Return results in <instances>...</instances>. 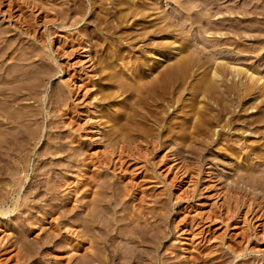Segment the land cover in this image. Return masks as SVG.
Instances as JSON below:
<instances>
[{
	"label": "rangeland",
	"instance_id": "1",
	"mask_svg": "<svg viewBox=\"0 0 264 264\" xmlns=\"http://www.w3.org/2000/svg\"><path fill=\"white\" fill-rule=\"evenodd\" d=\"M59 1H62L61 2L62 4L64 1L63 6H65L66 8L68 7V5L69 6L72 5V7L75 8L74 11H69V14L66 16L67 20L65 19V22L67 23V25H69L66 28H62L60 26L53 24L54 20L56 19L55 18L56 17V11L53 9L51 10V7L47 6L46 2H45L46 5L40 4L41 7L43 5L46 6V7L43 6L41 9L39 5L31 4L27 0H21V1L20 0L19 1H17V0H12V1L11 0H0V8H3V10H7V9L11 10V15H8V16L2 15L0 13V31H1V29H2V31H5L6 36L8 37L9 40L13 39V38L19 39L21 42L20 45L25 44V46H29V45H31L32 42H34V43H36V45H38L37 47H39V49L41 51L43 50L44 54H47L45 61L52 68L51 69L52 76L46 80L45 86L42 87V89L40 90V92H41L40 95H43V94L46 96L51 95V93L54 92L57 88H59L61 86V84L63 83V81L67 80L70 75H73L75 77V79H78L81 85L84 82H86V83L88 82L90 84L93 81V79L95 81H98V82L103 80V82H101L103 84H110L111 81H109L108 78H106L107 80H105L104 78L101 79L100 77L104 76L106 72L108 73L110 71L111 72L114 71V68H111V70H110L109 66H110V63H112V61L116 58V56H118L117 54H121L122 58L124 59L123 60L124 62L122 63V65H124V66L116 65V68H115V69L120 68V73H124L125 76H128L130 78H131V76H132V78H134L136 75L141 76L140 74H142V76L146 75L144 77L143 81H147L148 85L150 83V85L152 87H154V88H152L149 85L150 87L148 89H149V91H151L149 93H148V91L142 90V92L144 91L145 93L141 92V94H143V96H146V97L142 98V95H140V96L138 95L139 93H137V95L132 93L133 94L132 95L129 91H125V92H123V94H121L119 97H117L116 101H114L112 103L118 104L119 101L123 102V100H126L127 101L126 104L127 105L129 104L128 107L135 104L136 109H135V111L134 110H132V111L134 113L137 111V113L135 115H133L134 113L131 110H130V113L132 112V115L134 116L135 120L137 119L136 120V127H139V128L142 127L141 129L138 128L139 130H142V131L141 132L138 131V133L140 132L139 133L140 136L135 131L136 133L133 135V138H135L137 136L139 137V138L137 137L135 139H136V142L139 141L137 144L140 143L139 145L142 144L144 146L143 147L141 145L143 147L141 154L143 155V152H144V155L148 156V158H150V160L152 159L151 161H153V162L156 161V163L159 166L158 171H159L160 175H158V176H161V177H160V179H158L159 178L158 177L157 178L158 180L156 178H154L155 180L151 179L153 181H150V180H146L145 178L141 177L142 178L141 179L140 177H138V180H139L138 181L137 179H133L134 175L131 176L130 173H129L127 179H129V176H131L130 180L132 179L134 183H136V181H134V180H137L140 184L141 189L142 190L144 189V191H145V187H146L147 191L145 193H147L149 191L148 195L146 194V196L149 197V196L153 195V197H154L153 199H155L156 201L162 200L161 203L164 201L163 200L164 198L166 199V201H165L166 204L165 203L163 205L161 204V207L158 206V208L162 209L163 213H167L166 214L167 218L165 219L166 221L164 220V221H162L163 223L161 222V224L163 225L161 227H162L163 232L166 233V237L162 240L163 242L160 245V248L158 251L159 252L158 254L162 258V260L160 262L163 261L160 264H183L186 260L190 261V262L193 260H196V261H198L197 264H207L205 259L208 258L209 256H211V258H212V256H215V254H216V256L218 255V259H220L224 255L220 260L230 257L231 254L229 255L228 252H230L231 250L229 249L228 246L235 247V249H237V250H243L246 247L248 249V250L246 249L243 252V254H240L239 256L235 254L236 257H234L231 264H246V263L247 264H264V224H263L264 223V215L262 216L261 220H260V218L259 219L254 218L252 220L253 225L245 223V221L242 219L244 217L243 213L238 215V216L235 215V220H233V222L229 225L225 224V222H219L217 220L215 222H210V221H206V219H205V217L207 216L208 213H214L215 211H217L219 214L220 213L222 214L223 212H225V207H226L225 205H228L229 204L228 202L232 203V200L229 201L230 199H228V197L230 196V191L232 192L234 190H236L235 193L236 192L239 193L240 196L237 193H236V195H238V197H239L238 199L240 201L243 200L242 199L243 193L250 192L248 194L249 197L251 196V198H252L254 195L255 198L253 197V199L254 200L256 199L255 202L259 203V206L264 205V177H263L264 176V172H263L264 171V162H262V161H264V159L261 157L258 158V156H256L257 155L256 151H253L252 150L253 148L251 146L253 144H256L253 141L254 138H255V140L257 139L258 142L262 141L260 138H259L260 140H258V138L255 137V134H252V133H256L257 135L260 136L261 131H262L261 127H262V129L264 128V121H263L264 120V95H262L264 93V88L262 89V91H258L261 93L256 92L253 95H246L240 89L243 87V85L240 84L242 82H240V79H238V77H236L235 79H232V80L231 79L230 80L224 79V81H225L224 84L218 83L220 86L217 84V82H214V84H212L214 81V79L211 76L212 70L214 69V67L212 69V66L216 65V62L221 61V59H222V61H228V59L229 60H231V59L223 56V54H217L218 55L217 57L209 54L210 50H213L214 48H211V46L207 42H205V40L202 38L204 34L201 32V29L198 27V23H192V21H191L192 19L194 20V17H195L194 15H196L195 11H198L197 9H199V8L196 7L194 9L195 11L193 10L190 13V14H192L191 16L189 13L186 12V9H183V8H185V5L187 3L188 4L186 6H188L189 4L191 5L193 2L192 0L191 1L185 0V1H187V3L184 1L183 2L184 5H182V6L180 4H177V3L175 4V1H173V0H155L156 5H157L156 7H158L159 10H158V8H155L154 11L156 10L157 12L147 10L146 13H145V9H143V7H145V5H147V4H149V0H66L67 2L65 0H59ZM69 1H70V3H69ZM194 1H196V0H194ZM240 1H242V0H240ZM196 3H197V1H196ZM237 3H239V0ZM10 5H13V6H10ZM139 6L142 9L139 8ZM9 7H12V8H9ZM48 8H50V9H48ZM139 10H140V12H139ZM142 10L145 14H143ZM149 11L151 13L153 12L151 14V17H150V15H148ZM202 11L206 12V9L205 10L202 9ZM126 13H127V15H126ZM138 13H140V14H138ZM156 14H159V16H161V17H159L158 15L156 16ZM186 14H188V15L186 16ZM68 16H70V17H68ZM181 16L187 17L185 22L182 21V19L179 20V18H181ZM156 17H157V19H156ZM163 17H166V19H164ZM196 17H197V15H196ZM196 17H195V19H196ZM161 18H163V19H161ZM212 18L214 19L215 16L214 17L212 16L211 19ZM76 19L79 21V23L73 26L72 22L75 23ZM163 20H164V22H163ZM28 21L30 22V24L28 23ZM153 21L155 23L157 21H159V22L154 25ZM180 21L183 22V26L182 27L180 26V28H179ZM160 22H161L162 27L160 26ZM68 23H71V25ZM172 23H174V24H172ZM181 24L182 23H180V25ZM31 25H34L35 28ZM168 26H169V28H167ZM23 27L24 28H27V27L31 28L32 27L31 28L32 32L31 31L29 32L30 34L31 33L32 34L28 36L25 33H22L21 30H23L22 29ZM183 27H184V29H183ZM33 28H34V30H33ZM161 28H163V29H161ZM173 29L174 30L176 29V30L174 31ZM33 31H35V32H33ZM48 32L52 33V35L50 37H48ZM170 32L171 33L175 32V33H178L179 35H181V36H179V35L177 36L178 38L179 37L181 38L179 40L181 53L183 55H185L186 53L193 55L194 60H193L192 64L188 65L186 68H183V71H180V69H179V71L174 70L172 75L170 73L171 77L167 78L168 80H165L164 81L165 83H164L161 78H160V80H159V78H156L157 75L154 74L155 71L150 70V69L156 70V73H157V71H159V70L161 71V69H164L165 66H167V64L165 62L169 63V65L174 64V62H176L175 60H177V57H176L177 55L175 54L176 55L175 56L172 52L167 51L168 50L167 48L169 45L165 42V40L163 38L164 36L166 37V35L170 34ZM73 34H75L74 35L75 38L78 37L79 40L80 41L82 40L83 43L86 41H89V44H90L89 45V51H87V52L83 51V49H81L80 46L78 47L77 45H75L76 40H75V38L73 39ZM33 35H34V37L36 35L35 39L31 37ZM183 35L185 36V38ZM206 35H208V34H206ZM187 36H189V37H187ZM160 38H162V39H160ZM182 38H184L185 40ZM199 38L201 40L200 44H199V42H197ZM158 40H159V42H158ZM61 41H63V42H61ZM64 42H65V44L62 45V43H64ZM66 42H67V45H66ZM160 42H162L163 44ZM43 43H46L45 44L46 47H43ZM147 43H149V44H147ZM244 43H247V42H244ZM248 43H250V44L253 43L252 45H257L259 42L255 43V41H253V42H248ZM59 44H60V46H59ZM50 45H52V48H53V50H55V53H52ZM150 46H152V47H150ZM206 46H207V49H206ZM155 47L160 48L161 51H165V52L167 51L168 53L166 52V56H167V59L168 60L170 59V60L165 61V60H161L162 59L161 57L160 58L154 57V58H152V64L150 63V65H146L145 63L148 61L146 59L149 57V54L151 52H153V49H155ZM74 48H75V50H74ZM216 48L218 49L220 47L217 46V47H215V49ZM259 49L257 51H253V53L255 52L254 54L250 50L249 51L246 50L248 52V55H250V56H248L250 58V60L248 57H244L245 59L243 58V61L241 59L240 60L241 62H240L239 59H236L237 57H235V62H232V61H234L233 59L231 60V62L233 64L235 63L236 65L246 66L248 68L251 67V69H250L251 71H254V72L262 75L264 78V47H262V48L260 47ZM223 50H225L224 53H226L227 50L226 49H223ZM241 51L243 53H246V51L244 49ZM242 52H240V53H242ZM55 54H57L58 58H57V60L53 61L51 58H49V55L51 56V55H55ZM122 54H124V55H122ZM87 55H89V56H87ZM125 55H126L128 60L126 59V57H124ZM209 55L214 56V57H210V59H209L208 58ZM236 55H238V54H236ZM251 55H253V56H251ZM97 56L100 57L99 58L100 60L98 59ZM111 59H112V61H111ZM97 60L102 61V63L97 61ZM106 62L108 64H106ZM133 62H134V65H133ZM91 64H93V65H91ZM102 64L105 65V67ZM203 64H205V65L203 66ZM60 66H62L63 68L65 67L64 70L66 72H64V73L61 72ZM150 67H152V68H150ZM201 67H203V68H201ZM98 68L101 70H104L105 72L99 71ZM96 69H98L99 73L97 72ZM255 69H258V70H255ZM101 72L103 75L100 76ZM208 72H209V74H207ZM153 78H154V80H153ZM220 78L222 79V77H220ZM81 81H82V83H81ZM152 81L154 82L153 84H155L156 86H153V84H151ZM208 82L210 83V85ZM235 83H237V84H235ZM229 84L231 85V87L235 86V88L238 86L237 89L235 90V92L232 93L228 89L229 86H226V85H229ZM148 85H147V87H148ZM221 85H222V87H221ZM82 86H80V88H83L84 90L83 89L79 90V88H78L77 90L79 92L77 91V94L75 95V97L73 96V100L75 101V103H80V100L82 101V103L83 102H86V103L90 102L91 104L96 103V101H95L96 99L91 100V98L88 97L89 93L87 92V87L84 88ZM203 86H204V89H203ZM95 88H97V87H95ZM151 89H155L154 92ZM221 89H223V90H221ZM224 89H226V90L224 91ZM227 89L232 94L229 93V91H227ZM84 92H87L88 95ZM129 93L132 96H136V98L135 97L131 98L130 97L131 95ZM78 94L80 97L78 96ZM137 96L139 98H137ZM97 97H99V95ZM133 98H135V99H133ZM141 98H142V100L143 99L144 100L143 101L140 100ZM261 98H263V99H261ZM78 100H79V102H78ZM249 103H250V105H249ZM253 103H255V104H253ZM35 104H37V103H35ZM122 105H125V103L123 102ZM83 106L85 107V109L90 108L89 106H85V103ZM235 106H236V108H235ZM76 107L78 109L81 106H76ZM130 108H134V107H130ZM47 110H50V108H47ZM91 110H92V107H91V109L88 110L87 113L85 112L84 114L83 113L78 114L79 119H80L79 120L80 124H77L76 126L80 127L82 125V128L80 127L81 129H83V126H84V128H86V130H84V129L79 130L81 133L78 132L79 134L77 135V138H78V136L80 137V140H82V144L84 143L83 145L85 147L87 146L86 148L88 149V152L92 153L90 155L93 156V155H95V153H94L95 151L97 154L103 152L102 150L105 151L106 148L103 147V144L107 142L106 140L99 138V136L103 135L102 130L99 132V135L97 134L95 136V132H93L94 130L92 129V127L95 124L94 122H97V121L101 122L102 127L103 126L106 127V125L110 124V123H104V121L102 119L98 120V118L93 119L94 114L93 115L91 114L92 113ZM200 110L201 111L203 110L202 112H205V114H206L205 120H207V121L204 120L205 123H204V121L202 123V130L203 131L201 130L202 132L200 133V135H198V133L195 131L194 133H197V134L193 133L194 134L193 135L190 133L191 136L189 135L188 138H186V140H185L183 137L179 136V134L177 132H175V133H173L172 131H171L172 133L166 132L167 126L169 129H170V126L172 128H174L173 126H175L177 123L182 122L185 119L189 120V119L194 118V116H193L194 114L198 115L199 112L202 113ZM50 111H52V110H50ZM80 115H81V117H80ZM95 115H96V113H95ZM88 116H89V118L91 117L92 119L91 118L89 119ZM54 118L56 119V117H54ZM222 118H223V120H222ZM229 119L231 121L233 120L231 122L232 126H230L233 128L231 129L232 131L230 130V132L228 133V132H226L227 130L220 129L219 126L222 124H226L227 120H229ZM252 119L256 120V124L249 125V122L253 121ZM81 122H82V124H81ZM88 122L89 123L93 122V123H90V127L92 126L91 128L89 127ZM141 122H142V125H141ZM84 124H86V125H84ZM241 124H245L248 127V128L246 127V129H248V131L252 132V133L250 134L247 131L244 133L242 131L241 132H239V131L235 132V130H234L235 126H236V128H240L239 125L242 126ZM87 127H89V128H87ZM256 127H258V128H256ZM172 128H171V130H172ZM214 128L218 130V134H216L215 137H213ZM249 128L251 131L249 130ZM251 128H253V129H251ZM45 129H46V123H45V127H44V132L46 131ZM64 129L65 128L59 129V131H57L56 134L61 135V133H59V132L61 131L64 133V131H65ZM108 129L109 128L107 126L103 130L105 131ZM244 129H245V127H244ZM191 130H194V129L191 127ZM252 130L253 131L255 130V131L253 132ZM259 130H261V131H259ZM226 133H228L229 136ZM102 137H104V135ZM226 137H229V138H227V141L225 140ZM101 139L103 140L102 142H101ZM218 139H219V141H218ZM97 140L99 142H97ZM136 142H134V144ZM75 143L74 144L76 145V148H77V145L79 144V142H75ZM45 144H46V142H45ZM72 145H73V143H72ZM89 145H91V146H89ZM228 145L229 146L231 145V146L229 147ZM45 146L46 145H44V142H43V145L40 144L39 146H37L36 149L33 151L32 156L29 157V160H28V163L30 165V169L28 172L29 176H27L28 178H27L24 190H28L29 186L33 185L35 183L36 179L42 178L45 180V178L47 179L48 176H50L53 172L58 173L57 171H59L58 169L56 171L49 170L48 172H46L45 175L41 174V175H39V177H34V172H33L32 168L35 166L36 163L38 164L39 161L37 162V154L39 153V151L45 150L46 149ZM88 146H89V148H88ZM96 146H97V149H95ZM44 147H45V149H44ZM235 148H238V149L240 148L239 150H241V149L243 150L242 154H244V156H243L244 160L239 156V153L237 151L238 149L236 150ZM228 149H230V150L228 151ZM231 149L232 150L234 149L235 151L232 152ZM91 150H92V152H90ZM165 155H167V156H165ZM58 159H61V158H56V161ZM63 160H61L62 162L61 161H59V163L57 162L58 163L57 165H59V169H60L59 174H61V176H63V180L65 179L64 177H66L67 179L68 178H70V179L68 181L66 179V181L68 182L67 184L69 186H67V184H65L63 187H61V190L59 187L58 188L59 193L56 194V196L54 197L53 200L52 199L49 200L51 205H53L55 203L56 205L54 207H57V208L53 209V207H50L48 199H46L47 195H44L43 192L41 193V195H37V197L36 196L34 197L32 195V197L30 196V198H29V200L32 198V200H30V203L37 202V205L41 204V206H43L46 210L43 208L45 214L42 212L43 215H41V213H40V215L43 216V218L45 215V218L41 222H38L35 225L32 224L31 225L32 227L29 226L28 227L29 229L27 228L28 230H25L28 233L27 240H28V244H29V247L27 248V254H29V252H32L33 250H36L35 253H32L33 256L30 257L27 255L30 259L28 258L29 260L28 259L25 260L26 264L27 263L28 264H65V263L71 264V262L73 264V248H72L73 245L72 244H73V236H75V234H73V232L75 230L74 227H76L75 225H73V213H74V211H76L74 208H76L77 210H80V211L82 208H81V206L78 205L77 202H73L72 199L74 198L75 195L77 196V194H75L74 192L70 194L69 193V187L72 186V188L74 189L76 187L75 183H77L78 178L82 179V177L79 176L80 172H79V170H77L79 167L78 161L75 162V164L72 163L71 165L68 166V165H65L68 163L67 160L66 161L65 160L63 161ZM88 161H89V159H88ZM173 161L174 162L176 161L175 163H179V165H182L183 162L186 165H188L187 167L189 168L190 171L186 172L185 177H183L182 171L178 167L175 168V165H177V164H175ZM63 162H65V164ZM163 162H164V164H163ZM241 162L249 163L252 166L250 168L252 170L249 169L250 172L248 171L249 174H247L246 172L244 174V171L242 169L243 165ZM62 164H64V165L62 166ZM76 165H78V166H76ZM95 166H92V167L94 168ZM92 167L90 169H92ZM160 167H162V168H160ZM95 169H96V167H95ZM109 171L111 173L112 170H109ZM49 172H51V173H49ZM74 172H76V173H74ZM91 173H92V171L90 170L89 174H91ZM187 173H189V174L187 175ZM250 173H252V174H250ZM48 174H50V175H48ZM43 175H44V177H43ZM250 176H252V178ZM75 177H77V178H75ZM178 177L180 179H178ZM89 178L86 180V182L89 181ZM182 178H184V183L181 184L179 182L181 181ZM239 178H240V180H239ZM250 178H251V180H250ZM253 178H255V179H253ZM262 178H263V180H262ZM140 180H142L143 182H141ZM254 180H255V182H254ZM144 182L146 183V186L143 185V184H145ZM4 186L6 187L7 185H4L1 183L0 184V188H1L0 190H3L2 188ZM238 186H240V187H238ZM236 187L239 191L236 189ZM83 188L86 189V186H83V185L78 186V189L80 191L84 190ZM166 189L168 192L171 193L170 197H167ZM228 190H229V192H228ZM240 191H243V192H240ZM216 192H221V193L218 195ZM164 193H166V194H164ZM227 193L229 194V196ZM68 194L72 195L71 196L72 198L68 199L70 197ZM73 194H74V196H73ZM79 197H81V194H79L76 198H79ZM148 197H146V199H148ZM176 197L177 198L179 197V198L176 199ZM180 197H185L184 199H187V198L188 199L185 202L179 203V205L175 204L177 202L176 200H179ZM65 198H67V200ZM43 199L45 200V202ZM46 200H47V202H46ZM68 200H71V201L69 202ZM51 201H53V203ZM240 201H238V202L240 203ZM66 202H67V205H65V207H63V205L66 204ZM238 202H237V205H236V203L230 204V208H234V206H235L234 209L238 210L237 207H238V205H240V204H238ZM251 202H253V201L251 200ZM57 203H59V206ZM259 206L257 208H259ZM178 207H179V209H178ZM50 208H52V209H50ZM63 208L67 209L66 210L67 211L66 216H64V215L60 216L62 214V212H64ZM69 208L74 209V211L69 210ZM244 208L245 207L241 206V209H244ZM32 209L33 208H31V206L29 205V208H27V210H26V214L31 213ZM43 209L40 208L39 210L43 211ZM163 209H164V211H163ZM33 210H35V209H33ZM47 210H48V212H47ZM51 210H52V212H51ZM68 210L71 212H68ZM244 211H245V209L243 210V212ZM252 216H251V218H252ZM14 218L17 219L14 215L13 216L10 215L8 217L7 216H0V240L3 239L4 237H5V239L11 237L10 238L11 242L16 241V239H17V237H16L17 225L15 223L17 220H15ZM238 218H240V219H238ZM199 219H200V221H199ZM1 222H3V223H1ZM63 222L64 223L66 222V223L64 224ZM255 223H256V225H255ZM234 224H235V226H234ZM193 226H195V228H193ZM252 232H254V234H256L258 236H256V235L252 236V234H253ZM235 233H237V234H235ZM246 234L251 235L249 237V239L245 238ZM47 235H49V236H47ZM245 239H248V241H246ZM41 241H48V243L42 245L43 242H41ZM230 242H232V243H230ZM244 242H246V243H244ZM69 243H70L71 247L66 246V244L69 245ZM67 248H69L71 250H70V252H68L66 254ZM17 250L19 251V248L17 246L16 247L12 246L11 251L3 254L1 256V259L3 261H6L7 264H16V261L15 260L13 261V259H11V255L18 253ZM227 250H229V251H227ZM221 253H222V255H221ZM210 254H212V255H210ZM56 255H58V256H56ZM206 255H208V256H206ZM61 256H62V258H61ZM194 256L197 258L195 259ZM69 258H71V259H69ZM232 258H233V256L230 257V259H232ZM7 259H9V260H7ZM67 259H68V261H67ZM226 261H228V260H226ZM226 261L224 262V264H227ZM59 262H61V263H59ZM228 264H229V261H228Z\"/></svg>",
	"mask_w": 264,
	"mask_h": 264
},
{
	"label": "bare ground",
	"instance_id": "2",
	"mask_svg": "<svg viewBox=\"0 0 264 264\" xmlns=\"http://www.w3.org/2000/svg\"><path fill=\"white\" fill-rule=\"evenodd\" d=\"M17 1H19V0H17ZM27 1L31 4L39 5V6H40V4H45V2H46L47 6L51 7V10L53 9L56 11V17H55L56 19L54 20L53 24L60 26L62 28H66L69 26L65 22V19H66V16L69 14V11L75 10V8H73L72 5L71 6L68 5V7L66 8L65 6H63L64 1L62 4L61 3L62 1H59V0H27ZM173 1H175V4L177 3V4H180L182 6V5H184L183 2L185 0H173ZM192 1H193L192 4L191 5L189 4L188 6H186L188 3H187V1H185L187 4L185 3L186 4L185 8H183V7L182 8L186 9V12L189 14L196 7L199 8V9H197L198 11L194 10L196 12L197 17H196V15H194L196 17V19L194 17V20L192 19L191 21H192V23H198V27L201 29V32L204 34L202 38L205 40V42H207L211 46V48H214L213 50H210V53H209L210 55H214L217 57L218 56L217 54H223V56L230 58L231 60L233 59L234 61H232V62H235V57H237L236 59H239V61L241 59L243 61L244 57L250 56V55H248V52L246 50H248V51L250 50L253 53V51H257L260 47L261 48L264 47V0H242V1L239 0V3H237L238 0H196L197 3L194 0H192ZM69 3H70V1H69ZM45 5H43V6H45ZM147 5H145V7H143V9H145V13L147 10L154 11L155 8H158V7H156L157 5H156L155 0H149V4H147ZM10 6H13V5H10ZM42 7L40 6L41 9H42ZM9 8H12V7H9ZM139 8H141V7L139 6ZM48 9H50V8H48ZM202 9L203 10L206 9V12H203ZM158 10H159V8H158ZM139 12H140V10H139ZM142 12H143V10H142ZM0 13L2 15L8 16V15H11V10H9V9L3 10V8H0ZM145 13L143 12V14H145ZM152 13L149 11L148 15H150V17H151ZM138 14H140V13H138ZM126 15H127V13H126ZM157 15L159 16V14H156V16ZM187 15L188 14H186V16ZM191 15L192 14H190V16ZM70 16H68V17H70ZM186 16L185 17L181 16V18H179V20L182 19V21L185 22L186 18H187ZM212 16L213 17L215 16V18L211 19ZM159 17H161V16H159ZM163 18L166 19V17H163ZM163 18H161V19H163ZM156 19H157V17H156ZM158 22L159 21H157L156 23H158ZM161 22H160V26L162 27ZM163 22H164V20H163ZM28 23L30 24L29 21H28ZM78 23H79V21L77 19H76L75 23L72 22L73 26L78 24ZM156 23L154 22V25ZM180 23H182V24L180 25ZM180 23H179V28H180V26L181 27L183 26V22L180 21ZM68 24L71 25V23H68ZM172 24H174V23H172ZM31 26L34 27V25H31ZM31 28L30 27H27V28L23 27L22 28L23 30H21V31H22V33H25L26 35L29 36L32 34V33L31 34L29 33L31 31ZM34 28H33V30H34ZM167 28H169V26ZM161 29H163V28H161ZM183 29H184V27H183ZM35 31H33V32H35ZM171 32H170V34L166 35V37L164 36L163 38H164L165 42L169 45V46L167 45L168 46L167 51L168 52L170 51L174 55L175 54L177 55V56L175 55L177 57V60H175L176 62H174V64H171V65H169V63L165 62L167 64V66H165L164 69H161V71L158 69L159 71H157V73H156V70L150 69L152 67L149 68L150 70L155 71L154 74L157 75V77L156 76L155 77L159 78V80L161 78L163 82L165 80H168L167 78L171 77L174 70L179 71V69H180V71H183V68H186L188 65L192 64V62L194 60L193 55L187 54V53L185 55H183L181 53L180 45H179L180 44L179 40L181 38L177 37L179 35L178 33H175V32L171 33ZM206 34H208V35H206ZM51 35H52V33L48 32V37H50ZM74 35L75 34H73V39L75 38ZM179 36H181V35H179ZM31 37L35 39L36 35H35V37H34V35ZM187 37H189V36H187ZM77 38H75V40H76L75 45H77L78 47L80 46V48L83 49V51H86V52L89 51V45H90L89 41H86L83 43L82 40L80 41L79 38L78 39ZM184 38H185V36H184ZM184 38H182V39H184ZM160 39H162V38H160ZM200 41L201 40L199 38L197 42H199V44H200ZM253 41H255V43L256 42H259V43L257 45H252L253 43L252 44L248 43V42H253ZM61 42H63V41H61ZM158 42H159V40H158ZM244 42H247V43H244ZM20 43H21L20 40L17 38H13V39L9 40L8 37L6 36V32L2 31V29H1V31H0V184L2 183V184L7 185V186L6 187L4 186L5 188L3 187L2 188L3 190H0V216H7L8 217L10 215H12V216L14 215L17 218V219L14 218L15 220H17L15 223L17 225V228H16L17 229L16 230L17 239L15 242L10 241L11 237L10 238L6 237L7 239H5V237H4L3 239L0 240V264H7L6 261H3L1 259V256L5 253H8L9 251H11L12 246H15V247L17 246L19 248V251L17 250L18 253L11 255V259H13V261L15 260L16 264H26L25 260H27L29 258L28 256L31 257V256H33L32 253H35L36 250H33L32 252H29V254H27V248L29 247V244H28V240H27L28 233L25 230H28L29 229L28 227L31 226L32 224L35 225L38 222H41L45 218V215H44V218H43V216H41V215H43L42 212L44 213L45 208L43 206H41V204L37 205V202L30 203V200H32V198L30 200H29V198H30V196L32 197V195L34 197L35 196L37 197V195H41V193L43 192L44 195H47L46 199H48V202H49V200H51V199L53 200L54 197L56 196V194L59 193L58 188L60 187V190H61V187H63L65 184L68 183L67 181L70 178L67 179L66 177H64L65 179L63 180V176H61V174H59V171H60L59 165H57L59 163V161H61L63 159L65 161L67 160V162H68L67 164H65V162H63V163L65 165H68V166L71 165L72 163L75 164V162L78 161L79 167L77 170H79V172H80L79 176L82 177V179L78 178L77 183H75L76 187L74 189L72 188V186L69 187V193L70 194L73 192L75 194H77V196L79 194H81V197H79V198H76L77 196L76 195L74 196V194H73L74 198L72 200H73V202H77L78 205L81 206V208H82L81 211L77 210L76 208H74L76 211H74V209L69 208V210L74 211V213H73V225L76 226V227H74L75 230H74L73 234H75V236H73V244H72L73 245L72 246V248H73V264H160V263H162L163 261L160 262L162 260V258L158 254L159 253L158 251H159L160 245L163 242L162 240L166 237V233H164L162 230L161 226H163V225L161 224V222L167 218L166 217L167 213H163L162 209L158 208V206L161 207V204L163 205L165 203L166 199L163 197L164 201L161 203L162 200L156 201L155 199H153L154 197L150 193L149 194L151 196H149V197L146 196V194L148 195L149 191L147 193H145L147 191L146 187H145V191H144V189L142 190L140 187V184L138 182L139 181L138 177H140V178L142 177V178H145L146 180H150V181H153V180H155L154 178L157 179L158 177H159L158 179H160L161 176H158V175H160L159 171H158L159 166L156 163V161L153 162V161H151L152 159L150 160V158H148V156L144 155V152H143V155L141 154L142 148L144 146L142 144L141 145L143 147L141 145H139L140 143L137 144L139 142V141L136 142V139H135L138 137L137 135H136L137 137L133 138V135L136 132H137V134H139L142 131V130H139L142 127L141 128L136 127V120L137 119L135 120V118L133 116L137 113V111L135 113L132 111V110L135 111V109H136L135 104L133 103L134 105L128 107L129 104L128 105L126 104V102H127L126 100H123L125 105H122L123 102H121V101H119L118 104L112 103V102L116 101L117 97H119L125 91H129L131 94L133 93L136 95H137V93H139L138 95L139 96L142 95V98L146 97V96H143V94H141L142 90L148 91V93L151 92L148 89L151 86L150 83H149V85H150L149 86L147 84V81H143L144 77L146 75L142 76V74H140L141 76L136 75L134 78H132V76L130 78L128 76H125L124 73H120V68L119 67H118L119 69H115V68H116V65L121 66L122 63L124 62L123 61L124 59L122 58L121 54H117L118 56H116V58L113 61L111 59L112 63H110V66H109L110 67L109 69L111 70V68H114V71H112V72L110 71L108 73L106 72L104 76L100 77L101 79L104 78L105 80H107L106 78H108L109 81H111L110 84L101 83V82H103V80L100 81L101 79L99 80L100 82L95 81L93 79V81L89 84L88 82L86 83L81 79L84 82L82 84L83 85L82 86L78 79H75V77L73 75H70L69 78L67 79L68 81L67 80L63 81L61 86L59 88H57L54 92H52L51 95H49V96H46L44 94L40 95V93H41L40 90L42 89V87L45 86L46 80L52 76V72H51L52 68L45 61L47 54H44L43 50L41 51L39 49V47H37L38 45H36V43H34V42H32L31 45H29V46H25V44L20 45ZM160 43H162V42H160ZM45 44L46 43H43V47H46ZM64 44H65V42L62 43V45H64ZM147 44H149V43H147ZM66 45H67V42H66ZM50 46H51L50 48L52 50V53H55V50H53L52 45H50ZM59 46H60V44H59ZM217 46H219L220 48L215 49V47H217ZM150 47H152V46H150ZM75 48H74V50H75ZM206 49H207V46H206ZM223 49L227 50L226 53H224L225 50H223ZM243 49L246 51V53H243L241 51ZM166 52L161 51L160 48L155 47V49H153V52H151L149 54V57L146 59L148 61L145 64L146 65H150V63L152 64V58H154V57L155 58L161 57L162 58L161 60H165V61L168 60L167 56H166ZM240 52H242V53H240ZM124 54H122V55H124ZM236 54H238V55H236ZM210 55L208 56L209 59H210V57H214V56H210ZM87 56H89V55H87ZM251 56H253V55H251ZM124 57H126V55ZM49 58H51L54 61V60H57L58 56H57V54L51 55V56L49 55ZM99 58L100 57H98V59ZM126 59H127V57H126ZM99 60H97V61H99ZM231 60H229V59H228V61H222V59H221V61L217 60L218 62H216V65L212 66V69L214 67V69L212 70V73H211V76L214 79L212 84H214V82H217V84L218 83L224 84V82H225L224 79L225 80L226 79L232 80V79H235L236 77H238V79H240V82H242L240 84L243 85V87L241 86L242 88H240V89L246 95H253L258 91H262V89L264 88L263 76L254 72V71H251L250 70L251 67L248 68L246 66L236 65L235 63L233 64L231 62ZM249 60H250V58H249ZM102 61H99V62L102 63ZM107 62H106V64H108ZM91 65H93V64H91ZM133 65H134V62H133ZM204 65L205 64H203V66ZM103 66L105 67V65H103ZM122 66H124V65H122ZM64 68L62 66H60V71L63 73L66 72L64 70ZM201 68H203V67H201ZM98 69H96L97 72H98ZM255 70H258V69H255ZM99 71L103 72L104 70L99 69ZM102 72H101L100 76L103 75ZM170 73H171V75H170ZM207 74H209V72ZM220 77H222V79ZM153 80H154V78H153ZM82 81H81V83H82ZM153 83L154 82L152 81L151 84H153ZM230 84L226 85V86H229L228 89L233 93V92H235V90L237 89L238 86L236 85L237 87L235 88V86L231 87L232 84L231 85ZM235 84H237V83H235ZM147 85H148V87H147ZM209 85H210V83H209ZM80 86H82L84 88L87 87V92L89 93V95L87 94V92H84V93H86L88 95V97L91 98V100L96 99L95 100L96 103H94V104H91L90 102H87V103L83 102L82 103L81 100H80V103H75V101L73 100V96L75 97V95L77 94L78 88H79V90L83 89V88H80ZM153 86H156V85L153 84ZM95 87H97V88H95ZM221 87H222V85H221ZM152 88H154V87H152ZM203 89H204V86H203ZM228 89H227V91H229ZM151 90H153V92H154L155 89H151ZM221 90H223V89H221ZM225 90L226 89H224V91ZM230 91H229V93H231ZM142 93H145V92L143 91ZM258 93H261V92H258ZM98 95H99V97H97ZM132 95L130 96L131 98L132 97L136 98V96H132ZM262 95H264V93ZM78 96H79V94H78ZM135 98H133V99H135ZM137 98H139V97L137 96ZM142 98L140 100H142ZM261 99H263V98H261ZM78 102H79V100H78ZM35 103H37V104H35ZM84 103H85V106L90 107L89 109H91V107H92V110H91L92 113L91 114L92 115L94 114L93 119L98 118V120L102 119L104 121V123H110V124L106 125V127L108 126L109 129L104 131L103 129L106 127H104V126L102 127L101 122H98V121L94 122L93 121L95 123L93 126L94 128L92 126L91 127L94 130L93 132H95V136L97 134L99 135V132L102 130L103 135L106 139L104 137H102L103 135L99 136V138H102L103 140L107 141L106 143L103 142L104 143L103 147L106 148V150L105 151L102 150L103 152L100 151L101 153H98V154L95 151L94 152L95 155H93V156L90 155L92 153L88 152V149L86 148L87 146L85 147L83 145L84 143L82 144V140H80V137L78 136L79 139L77 138V135L79 133H81L79 130L82 128V125L80 126L81 128L76 126L77 124H80V121H79L80 119H79L78 114H82V113L84 114L85 112L87 113L89 110V109H85V107L83 106ZM253 104H255V103H253ZM249 105H250V103H249ZM76 106H81V107H79L77 109ZM130 107H134V108H130ZM47 108H50V110H52V111L47 110ZM235 108H236V106H235ZM130 110L134 113L133 115H132V112L130 113ZM95 113H96V115H95ZM205 115H206L205 112H202V113L199 112L198 115L194 114L193 115L194 118H192V119L188 120V119L184 118L185 120H183L182 122H179L177 124L175 123L176 125L174 124L175 125V126H173L174 128H172L169 125L170 126V129H169L167 126L166 132H171V131L173 133L177 132L179 134V136L183 137L185 140H186V138H188L189 135L191 136V134H193L195 131L198 133V135H200V133L203 131L202 130V123L206 119ZM54 117H56V119ZM80 117H81V115H80ZM88 118H89V116H88ZM230 119L227 120L226 124L220 125L219 126L220 129L227 130L226 132L229 133L230 130L233 128V127H230V126H232L231 122L233 121V120L231 121ZM222 120H223V118H222ZM205 121H207V120H205ZM205 121H204V123H205ZM93 122H90V123H93ZM45 123H46V129H45L46 131L44 132ZM90 123H89V127H90ZM81 124H82V122H81ZM251 124H256V120L249 122V125H251ZM84 125H86V124H84ZM141 125H142V122H141ZM241 125L242 126L239 125L240 128H236V126H235V129H234L235 132L236 131H239V132L242 131L243 133L246 131L249 132L248 129H246L247 126L245 124H241ZM89 127H87V128H89ZM191 127L194 130H191ZM244 127H245V129H244ZM63 128H65L64 133L60 131L59 133H61V135H57L56 134L57 131H59V129H63ZM171 128H172V130H171ZM256 128H258V127H256ZM83 129L86 130V128H84V126H83ZM83 129H81V130H83ZM251 129H253V128H251ZM249 130H250V128H249ZM261 130H259V131H261L260 136L257 135L256 133H252V132H249V133L255 134V137H257L258 140H260V139L262 140V141L258 142L257 139L255 140V138H254L253 141L256 144H253L251 146L253 148L252 150L256 151V153H257L256 156H258V158L261 157L264 159V146H263L264 145V128L262 129V127H261ZM138 131H140V132L138 133ZM197 133H194V134H197ZM228 133H226V134H228ZM216 134H218V130L214 128L213 137H215ZM139 136H140V134H139ZM228 136H229V134H228ZM227 138H229V137H226V139H225L226 141H227ZM102 139H101V142L103 141ZM218 141H219V139H218ZM43 142H44V145H46L45 146L46 149L44 147L45 150L39 151V153L37 154V162L38 161L39 162H38V164L36 163L37 165L35 164V166L32 168L33 172H34V177H39V175H41V174L45 175L46 172H48L49 170L56 171L58 169L59 171H57L58 173L53 172L51 175L48 174L50 176H48L47 179L45 178V180L42 178L36 179L35 183L33 185L29 186L28 190H24V187H25V184H26V181L28 178L27 176H29L28 175V172L30 169V165L28 163L29 157L32 156V153L36 149L37 146H39L40 144L43 145ZM45 142H46V144H45ZM75 142H79V144H80V145L79 144L77 145V148H76ZM97 142H99V141L97 140ZM134 142H136V143L134 144ZM72 143H73V145H72ZM89 146H91V145H89ZM89 146H88V148H89ZM95 149H97V146ZM235 149L237 150L238 148H235ZM239 149L237 150L239 153V156L244 160V157H243L244 154H242L243 150L242 149L239 150ZM229 150L230 149H228V151ZM234 151L235 150L233 149L232 152H234ZM90 152H92V150ZM165 156H167V155H165ZM56 158H61V159H58L56 161ZM88 159H89V161H88ZM262 162H264V161H262ZM241 163L243 165L242 169L244 171V174H245V172L247 174H249L248 171L252 166L249 163H245V162H241ZM64 164H62V166ZM163 164H164V162H163ZM175 164H177V165H175V168L178 167L182 171L183 177L186 176V172L190 171L189 168L187 167L188 165H186L184 162L182 165H179V163H175ZM78 165H76V166H78ZM92 166H95L96 169H95V167L93 168ZM91 167L93 170L90 169ZM160 168H162V167H160ZM90 170L92 171L91 174H89ZM109 170H112L111 173ZM250 170H252V169H250ZM76 172H74V173H76ZM49 173H51V172H49ZM129 173L131 174V176L134 175L133 179L138 180V181L134 180V181H136V183H134L132 179L130 180L131 176H129V179H127ZM188 174L189 173H187V175ZM250 174H252V173H250ZM44 175H43V177H44ZM250 177L252 178V176H250ZM75 178H77V177H75ZM88 178H89V181L86 182V180ZM251 178H250V180H251ZM255 178H253V179H255ZM66 179H67V181H66ZM151 179H153V180H151ZM178 179H180V178L178 177ZM239 180H240V178H239ZM262 180H263V178H262ZM140 181L143 182L142 180H140ZM254 182H255V180H254ZM179 183H181V184L184 183V178H182ZM79 185L86 186V189L83 188L84 190L80 191L79 189L81 187L78 189ZM143 185L146 186V183ZM67 186H69V185L67 184ZM238 187H240V186H238ZM236 189H237V187H236ZM166 191H167V189H166ZM235 191L236 190H234L232 192L230 191V196L228 193L227 194L229 196L228 199H230L229 201L232 200V203H234V204L236 203V205H237V202L240 200L238 199L239 193L236 192L238 194V195H236ZM228 192H229V190H228ZM240 192H243V191H240ZM216 193L219 195L221 192H216ZM249 193L250 192H245L242 194L243 200L240 201V203L238 202V204H240V205H238V207H237L238 210L236 209L237 211L234 209L235 206H234V208H230V204H232V203L228 202L229 204L225 205L226 206L225 212H223L222 214L221 213L219 214L217 211H215L216 213L215 212L214 213H208L207 212L208 214L205 217L206 221L215 222L217 220L219 222H225V224L229 225L233 222V220H235V215L238 216L242 213L244 216L242 219L247 224L253 225L252 220L254 218L255 219L260 218V220H261L262 216L264 215V205L259 206V203L255 202L256 199L255 200L253 199L254 195L251 198V196L250 197L248 196ZM164 194H166V193H164ZM69 196H68L69 198L67 197L68 199L72 198L71 197L72 195H69ZM170 196H171V193L167 191V197H170ZM146 197H148V199H146ZM67 198H65V199L67 200ZM178 198L176 197V199H178ZM184 198L185 197H180L179 200H176L177 202L175 204L179 205V203L187 201L188 198L187 199H184ZM251 200L253 202H251ZM68 201L70 202L71 200H68ZM44 202H45V200H44ZM46 202H47V200H46ZM51 202L53 203V201H51ZM57 204L59 206V203H57ZM29 205L31 206V208L35 209V210L32 209V211H33V212L31 211L32 214L31 213L26 214V210H27V208H29ZM49 205H50V207H53V209L57 208V207H54L56 205L55 203L53 205H51V203L49 202ZM65 205H67V202H66V204L63 205V207H65ZM241 206L245 207L244 212H243L244 209H241ZM258 206H259V208H257ZM40 208H42V209L44 208L43 211L39 210ZM50 209H52V208H50ZM178 209H179V207H178ZM63 210H64V212H62V214L60 216H62V215L66 216L67 215L66 214L67 209L63 208ZM69 210H68V212H71ZM163 211H164V209H163ZM47 212H48V210H47ZM51 212H52V210H51ZM40 213H41V215H40ZM251 216H252V218H251ZM238 219H240V218H238ZM199 221H200V219H199ZM1 223H3V222H1ZM255 225H256V223H255ZM234 226H235V224H234ZM193 228H195V226H193ZM254 232H252L253 233L252 236L256 235V234H254ZM235 234H237V233H235ZM47 236H49V235H47ZM250 236L251 235L246 234L245 238L249 239ZM256 236H258V235H256ZM248 239H245V240L248 241ZM41 242H43L42 245L48 243V241H41ZM230 243H232V242H230ZM244 243H246V242H244ZM67 244H66V246H70V243H69V245H67ZM228 247L231 250L230 252H228V254L229 255L231 254L230 257L233 256L232 259H230V257H228V258H224V259L220 260L224 255L220 259H218V255L216 256V254L214 253L215 256H212V258H211V256H209L208 258L205 259L206 263L207 264H224V262L226 260H228L229 264H231L234 257H236L235 254L239 256L240 254H243V252L247 249V247H246L243 250H237V249H235V247H232V246H228ZM70 250L71 249L67 248L66 254L68 252H70ZM227 251H229V250H227ZM210 255H212V254H210ZM221 255H222V253H221ZM56 256H58V255H56ZM206 256H208V255H206ZM61 258H62V256H61ZM196 258L197 257H195V259ZM69 259H71V258H69ZM7 260H9V259H7ZM67 261H68V259H67ZM195 261L196 260H193V261H191L192 262L191 263L190 261L186 260L183 264H197L198 261H196V262ZM228 261H226L227 264H228ZM59 263H61V262H59ZM71 264H72V262H71Z\"/></svg>",
	"mask_w": 264,
	"mask_h": 264
}]
</instances>
